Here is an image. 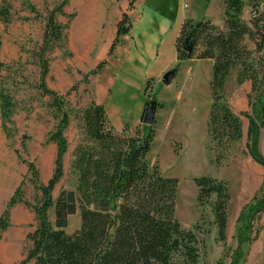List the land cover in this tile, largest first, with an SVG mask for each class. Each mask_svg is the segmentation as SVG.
Segmentation results:
<instances>
[{"label": "rangeland", "instance_id": "rangeland-1", "mask_svg": "<svg viewBox=\"0 0 264 264\" xmlns=\"http://www.w3.org/2000/svg\"><path fill=\"white\" fill-rule=\"evenodd\" d=\"M7 1L10 3L9 23L5 25L0 21V89L3 88L11 98L12 114L10 122L6 123V131L1 128L0 119V216L19 185H22L25 201L31 205L37 201L38 194L29 182L26 163H33L40 182L46 183L52 174L55 158V145L46 142V139L57 123L52 108L48 106L49 98L38 89V55L45 17L60 0H28L34 12L25 0ZM114 7L108 0L93 4L89 0H68L63 8L65 16L57 15L56 18L57 22L66 25L65 39L61 46L46 55L48 73L45 86L63 98L65 110L70 116L64 133L68 147L63 156V177L52 196L56 198L61 190L75 188L76 176L71 170V161L81 135L78 120L81 110L91 102L100 104L116 132L122 131L125 126L134 131L144 125L140 122L144 104L154 100L157 103L152 124L155 134L149 160L158 166L163 176L177 180L175 218L183 229H192L197 225L204 264H231L237 247L236 219L242 207L257 195L264 179V169L253 161L246 147L248 119L240 115L242 112L253 114L252 99L247 97L251 93V84L245 81L237 85L234 72L226 81L224 101L238 116L242 135L225 151L216 148L207 133L211 66L195 58L178 60L175 66L170 65L173 63V51L169 37L154 60L152 55L156 48L148 39L147 52L144 53L145 67L139 72L144 76L149 74L151 80L137 82V89L136 86H126L125 81L115 75L123 84L116 80V86L109 88L104 81L111 77L115 79V69L116 72L127 73L129 66L124 53L117 60L115 50H109L116 35L112 20ZM164 9L157 7L153 19L156 20ZM68 15H73L70 21ZM123 15L127 17L123 13L120 19ZM140 23L133 26V39H138V33L142 32L140 26L145 23ZM152 26L148 27L153 29ZM255 40H244V45L251 51L249 59L263 61L264 43L259 36ZM255 44L262 45L260 52L253 53ZM117 65L119 69L115 68ZM171 69L177 70L176 76L169 85H163L161 76ZM258 79L264 84V73H259ZM257 137V150L264 157V125ZM202 176L227 185L229 201L224 241L216 238L211 211L214 196L209 203L197 205V188L193 179ZM49 219L53 221L52 212ZM251 226L253 234L258 230V235L249 245L243 264H264V211L252 220ZM34 227L31 210L24 204H16L10 212L8 226L0 232V264H17L23 258L29 247L26 235ZM78 227V215L70 216L65 231L72 233Z\"/></svg>", "mask_w": 264, "mask_h": 264}, {"label": "trees", "instance_id": "trees-1", "mask_svg": "<svg viewBox=\"0 0 264 264\" xmlns=\"http://www.w3.org/2000/svg\"><path fill=\"white\" fill-rule=\"evenodd\" d=\"M25 1L34 12L29 1ZM67 2L60 0L47 12L38 55V89L49 98L48 106L57 121L46 139L55 145L53 171L43 184L34 164L26 163L29 182L38 199L35 204H29L23 199L22 185H19L0 216V232L8 226L11 210L21 203L33 213L35 227L26 235L29 247L17 264H204L197 225L183 229L174 215L177 180L163 176L158 166L149 160L155 134L152 125H143L134 131L125 126L116 132L102 105L91 102L78 113L81 135L71 161V170L76 176L75 188L61 190L53 198L52 192L63 177V156L68 147L64 133L70 113L65 110L63 98L45 86L48 73L46 55L61 46L65 39L66 25L57 22L56 18L57 15L65 16L63 8ZM260 3V0H223L221 29L210 21H183L175 49L177 60L195 58L212 62L207 133L216 148L225 151L242 135L238 116L224 101L228 77L234 72L237 85L250 82L251 93L247 97L252 99L253 114L242 112L240 115L248 119V153L264 169V157L257 150V136L264 125V84L258 79L259 73H264V60H250L251 51L244 45L245 38L255 40L258 36L264 43V5L255 17L249 15L247 22L242 19L246 5L251 11ZM9 9V1L2 0L0 21L5 25L9 23ZM72 17L68 15V21ZM129 28V19L123 15L116 24L110 52L120 44V38L128 33ZM189 35L192 48L187 52L184 40ZM261 50L262 45L255 44L253 53ZM11 114V98L1 88L3 131L7 130L6 123L10 122ZM193 182L197 188V205L209 203L214 196L211 211L216 238L224 241L229 201L226 183L205 176L194 178ZM262 211L264 179L257 195L242 207L236 219L237 247L231 264H243L249 245L258 235V230L253 234L251 222ZM75 214L79 217V227L67 233L68 219Z\"/></svg>", "mask_w": 264, "mask_h": 264}, {"label": "crops", "instance_id": "crops-1", "mask_svg": "<svg viewBox=\"0 0 264 264\" xmlns=\"http://www.w3.org/2000/svg\"><path fill=\"white\" fill-rule=\"evenodd\" d=\"M91 4L101 2L102 0H89ZM107 1V0H104ZM110 4L115 7L112 10V20L114 32L116 33V24L119 21L121 14H127L129 21L131 22L130 28L127 35L120 38L121 42L112 50H115L114 57L118 60L124 53V56L128 59L126 62L128 66L127 73L116 72L114 76H120L121 80L125 81L126 86L130 88L138 89L139 83L144 79H150L151 76L140 74L142 67H145L144 53L147 52V43L150 39L151 44L154 48L153 60L156 59L157 54L160 53L161 46L163 45L166 38L169 37L171 40V49L173 51L172 64L176 65L179 63L176 57L175 42L178 37L180 26L183 21L191 20L197 21H210L214 26L218 28L223 27V0H108ZM158 2H161L158 4ZM218 4V5H217ZM157 7H164L163 13H160L156 20L153 19V12L157 10ZM180 15L175 16L176 12ZM250 9L246 5L242 11V19L247 22L249 18ZM144 21V26H140L141 33H138V39H133L132 31L133 28L140 22ZM141 24V23H140ZM153 25L149 28V25ZM134 26V27H133ZM116 36V35H115ZM113 42L110 43V46ZM146 47V48H145ZM125 52H122L125 49ZM152 52V50H151ZM127 59L125 61H127ZM192 61V60H188ZM198 61V60H197ZM206 61L210 66L212 62L210 60H199ZM182 62V61H181ZM111 65H113L111 63ZM115 67V66H114ZM115 68L119 69L117 65ZM111 77L106 82L109 88L115 87L116 82L120 79ZM176 76V75H175ZM142 77V79H141ZM145 77V78H144ZM162 77V76H161ZM174 79V78H173ZM117 80V81H116ZM120 80V82H121ZM147 82V81H146ZM122 83V82H121ZM245 83V82H244ZM123 84V83H122ZM244 87V86H243ZM155 116V115H154ZM154 123V122H153Z\"/></svg>", "mask_w": 264, "mask_h": 264}, {"label": "water", "instance_id": "water-1", "mask_svg": "<svg viewBox=\"0 0 264 264\" xmlns=\"http://www.w3.org/2000/svg\"><path fill=\"white\" fill-rule=\"evenodd\" d=\"M190 35L187 36L184 40V45H185L184 50L187 52H189L192 48V44L190 42ZM176 73H177L176 69H171V70L166 71L161 77L162 84L169 85L172 82L173 78L175 77ZM156 106H157V103L154 100L145 103L142 113L140 115V122L142 124L147 125V126H150L153 124Z\"/></svg>", "mask_w": 264, "mask_h": 264}, {"label": "built area", "instance_id": "built-area-1", "mask_svg": "<svg viewBox=\"0 0 264 264\" xmlns=\"http://www.w3.org/2000/svg\"><path fill=\"white\" fill-rule=\"evenodd\" d=\"M261 1V3L259 4V6L256 8V9H253V10H251L250 11V16L251 17H255L257 14H258V11L261 9V7L263 6V4H264V0H260Z\"/></svg>", "mask_w": 264, "mask_h": 264}, {"label": "flooded vegetation", "instance_id": "flooded-vegetation-1", "mask_svg": "<svg viewBox=\"0 0 264 264\" xmlns=\"http://www.w3.org/2000/svg\"><path fill=\"white\" fill-rule=\"evenodd\" d=\"M145 105V104H144Z\"/></svg>", "mask_w": 264, "mask_h": 264}]
</instances>
